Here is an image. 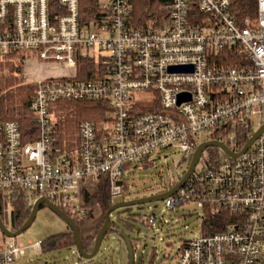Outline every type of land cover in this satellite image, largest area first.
I'll use <instances>...</instances> for the list:
<instances>
[{
	"label": "built area",
	"instance_id": "1",
	"mask_svg": "<svg viewBox=\"0 0 264 264\" xmlns=\"http://www.w3.org/2000/svg\"><path fill=\"white\" fill-rule=\"evenodd\" d=\"M97 6L101 17L85 22L79 0H0V57L24 55L23 64L69 71L44 80L23 74L22 84L36 87L30 99L36 140L25 142L18 124L0 114V193L45 198L77 218L93 213L100 177L112 205L124 198L127 165L153 164L152 155L164 149L189 164L199 144L217 141L211 136L226 142L238 125L251 122L253 134L264 125V0H256L254 16L241 19L232 0H164L166 17L142 29L131 20L134 0H98ZM80 60L94 62L93 80L78 78ZM177 67L189 70H171ZM58 101L97 102L106 112L97 127L80 123L77 149L55 147ZM207 161L202 155L163 202L167 210L194 204L203 224L207 208L217 207L230 222L214 233L205 225L170 264H264V130L239 157ZM159 222L146 217L151 228ZM30 249L40 250V242L7 239L0 264H18Z\"/></svg>",
	"mask_w": 264,
	"mask_h": 264
},
{
	"label": "trees",
	"instance_id": "2",
	"mask_svg": "<svg viewBox=\"0 0 264 264\" xmlns=\"http://www.w3.org/2000/svg\"><path fill=\"white\" fill-rule=\"evenodd\" d=\"M98 0H79L80 17L85 22L94 17H101L100 10L97 6ZM233 12L241 19L246 16L252 17L256 12V0H232ZM164 0H134V7L132 13V23L135 29H142L146 24L159 16L166 17L163 9ZM231 58H236L231 53H226ZM24 55H12L7 57H0V114L6 121L16 122L22 133L24 141L36 140L38 137V127L35 117L30 109V99L35 90L34 85H24L21 82L23 74L22 60ZM78 78L90 81L94 79L92 71L94 70V62L79 61L78 63ZM236 66V64H230ZM56 106V107H55ZM54 137L55 147L60 152L70 149H77L78 147V128L81 122H91L94 126H99L106 117V112L102 110V106L97 102L87 101H58L54 105ZM231 131L232 140L226 141L218 136H211V140L224 142L229 149L240 151L248 139L254 132V125L251 122L236 126ZM72 152V150H71ZM70 152V154H71ZM204 158H208V163L215 164L220 160V154L217 149L209 148L204 152ZM142 169L152 167V163L146 161L142 162ZM127 169L131 166L127 165ZM173 183L169 189H164L157 194H162L175 186ZM127 186L123 184V194ZM109 186L105 177H100L99 182L95 185V192L93 195L95 208L98 211V219L94 224L93 231L88 235H82L80 232V221L66 208H59L65 215H67L75 225H77L80 232V239L82 249L85 253L90 254L93 249L95 237L104 223V215L111 206ZM155 194V195H157ZM149 196H153L152 194ZM147 197V196H145ZM22 192L0 193V219L4 225L12 232L18 230L24 222L28 219L32 206V199ZM208 209V221L214 228L210 229V233L222 230L230 221V214L222 211L217 207ZM9 210V211H8ZM130 210L126 209L118 213L117 221L112 222L110 217L111 232L117 234L116 231L133 232L132 223L134 218L128 214ZM124 215L123 217L121 215ZM2 241L6 238L0 233ZM109 236V233L108 235ZM105 236V238L107 237ZM104 238V239H105ZM103 239V240H104ZM130 240V239H129ZM131 241V240H130ZM103 242V241H102ZM3 243V242H2ZM132 247L135 244L131 241ZM75 237L72 231L66 226V231L48 237L40 241V250L44 254L53 252H60L62 250L75 248ZM2 244H0V249ZM100 251V250H99ZM128 258V255H127ZM151 255L149 263L153 260ZM80 263L82 259L79 257ZM128 264V262L126 263Z\"/></svg>",
	"mask_w": 264,
	"mask_h": 264
},
{
	"label": "rangeland",
	"instance_id": "3",
	"mask_svg": "<svg viewBox=\"0 0 264 264\" xmlns=\"http://www.w3.org/2000/svg\"><path fill=\"white\" fill-rule=\"evenodd\" d=\"M31 64H23V74L31 72L32 78L36 75L38 79L44 80L69 74L68 70L59 65ZM23 74L21 82L24 80ZM182 157V154L173 149H164L152 155V167L142 169L139 166H132L127 169L123 178L127 186L124 199L134 200L151 194L155 195L164 189H169L173 183H178L188 167V157L185 159ZM201 165L200 161L197 170L202 168ZM126 209L130 210L128 214L135 220L132 223L133 232L124 231V234L135 244L134 264H150L151 255L154 257L152 264H170L172 257L185 241L198 237L204 232L205 225H210L209 222L205 224L201 222L203 214L194 204H184L174 210H167L163 201L118 209L110 214L111 221L116 222L117 214ZM151 214L162 220L156 224L155 228L149 227L146 223V217ZM98 215V211H95L93 218ZM88 220L89 222L84 220L80 223L81 230L93 223L91 218ZM64 231H66V225L50 210L43 207L37 212L31 226L15 241L27 246L29 242L34 244ZM2 242L4 240H1L0 235V244ZM127 255L123 240L117 234L110 232L109 236L103 240L98 254L85 264H126ZM18 264L82 263L75 249L71 248L50 254H44L39 249H30L26 251Z\"/></svg>",
	"mask_w": 264,
	"mask_h": 264
},
{
	"label": "water",
	"instance_id": "4",
	"mask_svg": "<svg viewBox=\"0 0 264 264\" xmlns=\"http://www.w3.org/2000/svg\"><path fill=\"white\" fill-rule=\"evenodd\" d=\"M176 72H184L188 71V67H177L171 69ZM182 99V98H181ZM180 99V101H182ZM264 130V125L258 129L246 142L244 147L237 153L231 152V150L222 142L218 141H209L202 144H199L197 148L195 149L192 158L188 164L187 170L184 172V175L182 176V179L170 190L162 193L157 194L153 196L148 197H142L137 198L134 200H125L123 197H119L113 200V204L110 206V208L106 211L104 215V223L101 226L100 230L98 231L95 240L92 252L90 254H87L83 251L82 245H81V239H80V232L77 227L73 223V221L65 215L59 208L54 206L52 203H50L45 198H38L32 203L31 211L28 219L24 222V224L15 232H12L9 228H7L2 220L0 219V233L6 238V239H16L18 236H20L22 233H24L33 223L37 212L42 208H47L50 210L57 218H59L73 233L75 237V251L78 254V256L85 261H91L94 259V257L98 254L102 241L105 238V236L108 235L113 229L111 228V223L109 220L110 214L118 209L122 208H130L133 206H142L150 203H154L157 201H163L164 199L170 197L173 193H175L189 178V176L193 173L195 166L197 165L198 161L200 160L203 153L209 149V148H215L219 151V154L222 158H230L235 159L239 157L241 154H243L246 150L249 149V147L254 143V141L258 138L260 133ZM117 235L123 240L126 246L127 254H128V264H134V251L131 244V241L129 238L121 231H116Z\"/></svg>",
	"mask_w": 264,
	"mask_h": 264
},
{
	"label": "crops",
	"instance_id": "5",
	"mask_svg": "<svg viewBox=\"0 0 264 264\" xmlns=\"http://www.w3.org/2000/svg\"><path fill=\"white\" fill-rule=\"evenodd\" d=\"M95 211H97V209L95 208V204H94V209H93V213L92 214L88 215L87 217L78 218L80 222H83L84 220L89 222V220H88L89 218H91L93 220L92 224H88V226L87 227H83L82 230L80 229V232H81L82 235H88V234H90L93 231L94 226H95L94 224L96 223V221L98 219V217L93 218V214H95Z\"/></svg>",
	"mask_w": 264,
	"mask_h": 264
},
{
	"label": "flooded vegetation",
	"instance_id": "6",
	"mask_svg": "<svg viewBox=\"0 0 264 264\" xmlns=\"http://www.w3.org/2000/svg\"><path fill=\"white\" fill-rule=\"evenodd\" d=\"M43 208V207H42ZM1 240H2V238H1Z\"/></svg>",
	"mask_w": 264,
	"mask_h": 264
}]
</instances>
